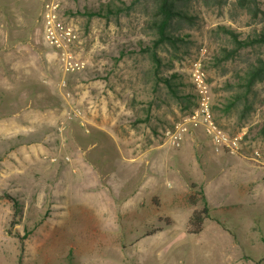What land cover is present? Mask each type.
Returning <instances> with one entry per match:
<instances>
[{"label":"rangeland","instance_id":"374dc122","mask_svg":"<svg viewBox=\"0 0 264 264\" xmlns=\"http://www.w3.org/2000/svg\"><path fill=\"white\" fill-rule=\"evenodd\" d=\"M40 4V0H0V264H264V84L256 86L252 109L244 118L238 119L235 112L229 116L212 112L219 129L240 137L232 161L243 163L242 168L255 176L257 172L258 187L256 182L250 184L253 175L224 166L207 196L198 185L192 191L189 168L195 161L185 155L171 170L176 184L168 175L163 177L165 190L180 187V198H174L171 205L164 201L162 206L158 198H152L158 212L145 200L132 211L130 198L116 193L112 198H99L95 187L92 159L98 157L99 147L114 144L84 122L94 116V95H105L109 89L131 102L133 113H124L119 122L120 135H126L121 137L131 147L160 146L158 151L168 155L184 147L209 149L200 132L194 133V142L187 135L179 149L164 144V130L180 122L188 111L162 83H155L148 74V55L139 52L156 37L154 29L147 27L151 7H146V0H63L59 18L75 34L68 51L72 63L81 67L65 71L59 51L44 41L41 45L46 49L27 42L38 24L41 28ZM108 4L113 11L125 6L130 10L112 13L107 20L83 16L85 12L105 13ZM190 5L196 22L180 33L185 42L179 52L165 46L158 53L161 76L177 74L173 83L179 84V94L191 95L189 70L193 61L200 60L212 107L221 108L230 94L226 82H232L233 72L243 65L238 61L221 67L214 64L222 48L232 47L216 28L223 26L240 39L252 38L264 32V20L251 21L228 7L218 14L214 8ZM38 50L49 58H39V64H45L52 74L49 88L39 89L41 94L33 83L36 60L27 56ZM13 54L23 57V67H31L32 82L23 73L26 69L19 76L13 71ZM146 108L147 132L134 121V116L145 115L140 111ZM130 129L134 134H129ZM195 160L203 172L200 157ZM192 195L195 204L189 202ZM203 197L207 217L202 231L190 234L188 220L194 211H202Z\"/></svg>","mask_w":264,"mask_h":264},{"label":"crops","instance_id":"0c3cea01","mask_svg":"<svg viewBox=\"0 0 264 264\" xmlns=\"http://www.w3.org/2000/svg\"><path fill=\"white\" fill-rule=\"evenodd\" d=\"M41 5L42 2L40 4V7ZM39 23L41 24V19ZM38 25L35 28V35L30 38V41L27 42H29L30 44L32 41L35 45L40 46L42 44L41 42L43 41L42 25L41 28ZM41 47H43V49H46L43 45H41ZM2 50L3 49L0 47V60L1 58H3ZM13 56L16 57L15 61L12 62L13 71L19 76L20 71L26 69V71L23 70V73L26 74L27 79L32 82L30 76L34 75V72L33 70H31V67H23V64L21 63L23 57H21V55L13 54ZM27 56L36 60L34 66L37 69V72H35L37 78H33V83L37 87L36 92H38V94H41L40 90L49 88L47 85L49 84V78L51 79L52 74L51 69H49L44 63V65L39 64L38 59L41 58L42 60L46 59L48 61V55L44 54L43 50H38L37 52H29ZM19 57H21V60H19ZM2 67L3 66L0 63V76ZM117 98L118 96L114 93H111L109 89L106 90L105 95H103L102 93L94 95L93 103H97V106L94 105L95 107L91 111L94 116L90 121L84 120V122L95 127L100 134L106 135L114 144L110 147H99V150L97 152L98 157H94V159H92L91 166L96 177L94 183H96L95 187L97 189V192H99V198H112L111 195L116 193L119 194L120 198H130L129 202L133 205H131L129 209L132 211H136L137 209H139L140 206L143 205V201L145 200V203L149 204L148 207L151 208V210L155 209L158 212L159 208L155 205H152V198H158L159 205L161 206V203H163L164 201H168L171 205L174 202V198H180V187L178 188L177 186H174L175 188L173 190H165L163 177L165 175H168L172 183L175 185L177 181L174 175L171 173V170L176 164L178 165L180 163V160L185 155H192L195 161L194 165L189 168V177L191 183H195L194 185L202 187V189L204 190L203 193H205L206 196L208 194V187H211L212 185H214V183H216V179L221 175V172L224 171V166H228V168L236 169L253 175L251 177L250 184L254 186V183L256 182V187H258L257 172L255 176L253 172L247 171V166H244L246 168V170H244V168H242L243 163L240 164L232 161L235 156L223 154L224 157H222L219 155V153L211 154L213 151L210 145L208 150H206L202 145H200L199 147L197 146L191 151L189 148L184 147L181 150H177L178 152L169 155L159 152L158 150L160 146H129V143H126L125 139H122L121 137L126 135H120L122 127L119 122L122 119L124 113H133L131 109L133 108V105L131 104V102L127 103L126 101ZM138 103L140 105L141 102ZM103 111L107 112V115L105 114L106 116L104 115ZM140 112H143L145 115H143V117L134 116V121L138 122L137 125H142L147 132L150 130V127L146 125L147 116L149 114L148 108H146V110H141ZM120 113H122V115ZM130 130L131 131L129 132V134H134V130ZM142 131L144 130L142 129ZM196 137L197 134L192 135L193 142L196 140ZM206 143L209 144V142ZM195 150L198 153L197 156L200 157V160L203 163V172H201L199 165L195 160V158H197V156L195 157ZM226 157L230 158L226 159ZM112 168L115 170L116 175L111 173ZM167 187H170V185L168 184ZM185 190L186 194H189L187 185L185 187ZM145 194L149 196L150 200L146 198L147 195ZM206 196L205 198H207ZM138 203H140V205H138Z\"/></svg>","mask_w":264,"mask_h":264},{"label":"trees","instance_id":"16d2710c","mask_svg":"<svg viewBox=\"0 0 264 264\" xmlns=\"http://www.w3.org/2000/svg\"><path fill=\"white\" fill-rule=\"evenodd\" d=\"M139 0H134L138 2ZM146 7H151V20L148 28L154 29L155 39L152 40L151 46L140 48L139 52L148 55L151 67L148 69L155 83H162L169 91L170 95L178 99L179 102L185 103V109L189 112L191 107H195L193 93L181 96L177 85L173 83L177 74L170 75L169 78L161 76V67L163 66L158 56L159 52L165 51V46L171 48L174 52H179L181 46H184L185 39L180 33L184 27H193L196 22V14H191L190 3L195 2L197 6L204 9H216L218 14H222V9L228 7L229 11H238L249 17L251 21L264 20V9L262 0H146ZM130 6L116 8L113 11L110 4L107 5L106 12L95 11L85 12L83 16L87 18L106 19L110 14H120L122 11H129ZM195 13H197L194 10ZM216 32L229 38L231 48H222L220 53L213 58L216 66H223L228 62H240L243 66L233 72V81L226 82L225 90L230 94L225 98L226 102L218 106L211 107L212 112H220L229 116L233 112L238 113V119L244 118L245 114L252 109V98L255 95L256 86L264 84V32L258 33L252 38L240 39L239 35L227 30L223 26H218ZM163 48V49H162ZM259 50V51H257ZM134 53V52H133ZM223 69V68H222ZM222 74H226L223 70ZM186 101V102H184ZM193 107V108H194ZM216 120V119H214ZM217 124V122L215 121ZM264 133V124L262 125ZM194 184L190 189L193 191ZM189 202L195 204V196L189 197ZM202 211H194L188 220L190 234H198L202 231L203 221L207 217L208 207L203 197ZM264 259V258H263Z\"/></svg>","mask_w":264,"mask_h":264},{"label":"built area","instance_id":"2783aa9c","mask_svg":"<svg viewBox=\"0 0 264 264\" xmlns=\"http://www.w3.org/2000/svg\"><path fill=\"white\" fill-rule=\"evenodd\" d=\"M42 39L44 43L59 51L65 71L80 69L72 63L69 54L70 44L75 34L59 18L63 0H41ZM189 80L194 95L195 107L182 117L180 122L168 127L163 132L164 144L172 149H179L187 135L196 132L203 134L213 153H225L236 156L240 145V137H230L215 124L212 115V97L206 82V74L200 60L192 62L189 70ZM258 156V153H254Z\"/></svg>","mask_w":264,"mask_h":264}]
</instances>
